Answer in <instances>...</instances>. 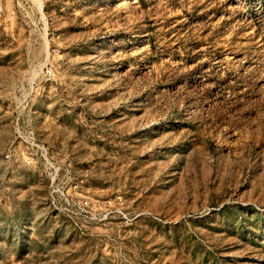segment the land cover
<instances>
[{
	"label": "rangeland",
	"instance_id": "obj_1",
	"mask_svg": "<svg viewBox=\"0 0 264 264\" xmlns=\"http://www.w3.org/2000/svg\"><path fill=\"white\" fill-rule=\"evenodd\" d=\"M0 264H264V0H0Z\"/></svg>",
	"mask_w": 264,
	"mask_h": 264
}]
</instances>
